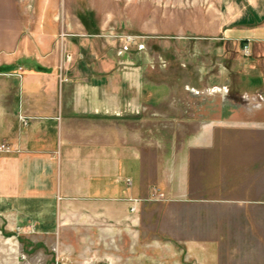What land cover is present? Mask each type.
<instances>
[{
    "label": "crops",
    "instance_id": "obj_1",
    "mask_svg": "<svg viewBox=\"0 0 264 264\" xmlns=\"http://www.w3.org/2000/svg\"><path fill=\"white\" fill-rule=\"evenodd\" d=\"M31 8L0 32V227L30 244L16 264L32 248L82 264L92 235L111 249L91 264H264V0H232L196 39L206 64L158 78L145 43L61 27L63 0Z\"/></svg>",
    "mask_w": 264,
    "mask_h": 264
},
{
    "label": "rangeland",
    "instance_id": "obj_2",
    "mask_svg": "<svg viewBox=\"0 0 264 264\" xmlns=\"http://www.w3.org/2000/svg\"><path fill=\"white\" fill-rule=\"evenodd\" d=\"M231 1L63 0L61 10L69 13V18L59 21L60 26L64 28H101L118 42L124 40L127 43L126 37H131L133 41L127 44L145 43L150 52L149 67L152 76L158 78L159 75L183 73L191 76L195 73L192 70L194 62H191V57L198 60L197 65L200 68L202 61L206 64L207 58L206 43H198L196 39L207 38L206 32L213 31L221 26L223 21L228 20L226 8ZM31 3L32 0H0V32L9 33L21 27L23 21L19 18V13L32 10ZM164 48H167L165 53ZM71 59L70 55H66L64 64L71 62ZM63 68L64 66L61 71ZM129 211L132 212L130 208ZM93 237L94 235L85 245L74 244V249L85 250L82 264H91L96 253H107L111 249L109 241H99L97 238L94 242ZM23 246L29 247L30 244L22 238L19 244L15 237H5L0 227V264H16L15 257L19 258ZM32 250L33 248L28 251V255L19 259L20 264L36 263L40 254L30 253ZM48 253L47 250L43 252L46 257ZM44 258L42 256V259Z\"/></svg>",
    "mask_w": 264,
    "mask_h": 264
},
{
    "label": "built area",
    "instance_id": "obj_3",
    "mask_svg": "<svg viewBox=\"0 0 264 264\" xmlns=\"http://www.w3.org/2000/svg\"><path fill=\"white\" fill-rule=\"evenodd\" d=\"M126 41H127V43H131L132 41H133V38H131V37H126ZM246 50V49H245ZM246 52V51H245ZM64 66V63H63V61L61 62V64H60V68H59V70L61 71V68ZM20 119V121H21V123L22 124H25L26 122H25V118H19ZM10 151V148H9V146H7L6 144H4V143H0V153H3V152H9ZM126 184H129V181L128 180H126ZM130 210L131 211H133V208L132 207H130Z\"/></svg>",
    "mask_w": 264,
    "mask_h": 264
}]
</instances>
